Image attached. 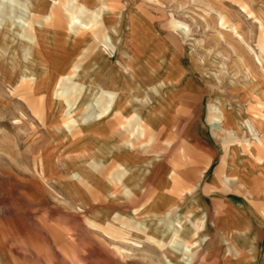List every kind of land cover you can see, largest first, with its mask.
Returning a JSON list of instances; mask_svg holds the SVG:
<instances>
[{"label": "rangeland", "instance_id": "rangeland-1", "mask_svg": "<svg viewBox=\"0 0 264 264\" xmlns=\"http://www.w3.org/2000/svg\"><path fill=\"white\" fill-rule=\"evenodd\" d=\"M24 1L26 4L31 3V0H18L17 5L16 3L12 5L11 0H0L1 26L7 20V15L16 21L20 17H25L22 11ZM70 1L41 0L42 8L35 9L28 22H22L26 35H33L36 31L39 41L50 40L52 37L50 32L54 34L57 31H64L68 25L73 26L70 18L75 16L74 13L78 14L79 7L82 6L83 18L87 20L91 18V20L86 28L75 20L74 24L79 28H77L79 35L80 32L89 34L109 23L115 24L123 14L125 23L121 25L119 34L114 36H125L128 30L127 19L132 16L140 36L136 44L139 50L137 57L141 59L139 63L146 62L144 69L147 70L140 73L142 77L138 76V78L144 81L148 78L147 74L151 75L149 67L150 59H153L154 64L152 61L151 63L155 68L156 78L169 82L153 102L149 101L150 124L156 105L165 100L168 92H172L176 84L181 82L170 97V100L175 99V102L174 99L172 101L173 119L165 126L167 130L161 135L172 143L170 147L163 145L162 148L175 151L173 157L176 158L177 163L174 172L184 171L190 166L193 173H197L196 177L204 173L203 170L200 171L206 161L203 160L205 156L202 155V145V151L197 150L199 153L195 154L192 147L199 145H193L192 140H183L185 134L181 125H184L191 116L198 121L199 126L203 124L214 147L219 141L222 142L225 156L222 164H225V168L227 162L238 166L239 171L247 167L250 177H246L245 181L249 182L251 186L249 190L255 195L251 200L259 201L258 211L263 210V164L254 161L252 157L249 158L246 153L249 149L248 144L253 139L240 131L231 134L218 133V136H215L212 133L208 113L209 108L214 106L225 108L230 116L232 113H239L240 118L250 121L259 132L264 134V49L262 50L264 0H72L73 4L70 5L72 8H68ZM243 6L245 9L242 8ZM49 11L55 17L49 18ZM95 13L99 15L97 20H101L94 21ZM51 19L54 21L51 22ZM47 21L52 26L47 27L48 32H44L43 26ZM62 27L65 29L63 30ZM13 29L16 31L18 26H14ZM102 40L103 38H100L94 48L100 47ZM89 44L90 42L80 44L79 49L74 50L69 58L68 54L56 51L57 47L43 50L44 59L36 60L34 57L33 62L31 61V70L38 75L37 83H43L42 87L46 84L47 75L41 73L42 62L53 67L50 71L52 79L49 84L53 89L56 82H61L60 78L63 77L61 73L71 77L76 71L87 70L92 64L90 59L95 53V49L91 51ZM106 44L103 50L108 57L118 66L123 67L125 64L123 60L122 64L119 62L120 58L115 61L118 56L120 57L121 43L114 48ZM249 47L257 53L260 62H257ZM123 49L126 47L123 46ZM239 56L244 57L255 81H251L252 78L246 76ZM9 65V59L0 58V264H169V260L173 257L166 255L165 249L167 242L173 239V236L169 232L165 237H161L159 232L155 231L153 223L156 221L152 223L151 217L154 214L163 215L166 210L171 211L172 220L187 211L185 217L189 223L186 231L188 234L179 238L185 244H193L191 241L194 238L189 235V231H197L198 235L206 234L208 237L206 242L195 247L190 253L181 251L180 246L174 244V249L179 250L182 256L186 255L191 259V264H264V223H262L263 233L257 228L251 230L249 235V227L246 225L243 228L241 225V218H246V213L249 212V203L245 200L244 206L241 209H234L230 217L227 214L234 207H225L224 213L223 206L218 202L222 197H228L232 204H241L244 198L238 195L239 191L235 189H225L223 186L217 188L207 186L202 189L201 194L208 201V206L210 204V212L213 214H210L206 205L199 207L195 205L198 200L197 193L193 195L195 188L194 191L187 192L185 203L177 204L178 206L172 209L171 204L170 206L150 205L134 212L129 210L144 203L145 197L133 200L124 206L105 201L106 205L98 203L91 205L84 202L70 188L67 183L68 176L77 167H81L84 160L99 157L100 135L97 134L98 131L90 132L85 127L83 134L71 139L55 133L52 129L70 118L65 105L67 102L73 104L78 92L75 93L74 89L70 88L72 91L68 95L57 97L56 100V94H52L51 91L48 94L47 90L34 92L32 82H24L21 77L8 82L6 76L9 74ZM58 74L60 75L57 76ZM59 85L75 86L68 81H63ZM148 92L149 89L146 88L136 92L140 102ZM115 95V100L121 102V106L124 107L122 111H133L131 110L133 107L134 117L137 116V108L145 105L139 101H135L137 104L132 102L127 105V91H119ZM181 97L186 103L191 101L187 104L189 107L186 108L184 120H178V117H181L178 114H182L178 106ZM101 102L103 98L93 97L88 100V103L94 104L95 110H99ZM45 106L50 107L52 111L48 118L45 117ZM82 109L83 107L80 106L76 113L81 115ZM59 115L62 118L58 117ZM128 122L130 123V120ZM137 144L139 145V142ZM182 148L188 150L192 158L191 162H187L182 157ZM204 150L209 152L208 149ZM220 152L218 146L219 157L222 155ZM230 153H233V156L228 157ZM198 157L201 159L199 160ZM217 160L219 166L220 159L217 157ZM170 167L166 165L159 170L161 174L165 173L164 175L167 172L168 180ZM256 172L257 175L254 176L253 173ZM213 173L214 165L206 170L202 184ZM216 173L217 170L211 183L226 186L222 175L221 184ZM168 180L169 186L165 190L173 187V182ZM198 184L199 180L195 187ZM154 191L160 193L163 190H156L154 185L149 186V194H153ZM214 196H218L217 199ZM221 208L223 212L220 211ZM127 209L129 212L128 215H124L126 222L122 226L127 232L122 240H114L91 222L92 218L108 220L113 216V212L121 213ZM215 211L220 213L216 216ZM159 219L166 221L163 218ZM114 223L119 224L115 221ZM34 225L37 230H34ZM47 225L52 226L54 230L52 235L47 231ZM242 231L245 232L246 237L240 235ZM34 232L38 234L36 236L40 237V241L31 238V234L35 235ZM146 235H149L148 237L151 235L150 239Z\"/></svg>", "mask_w": 264, "mask_h": 264}, {"label": "crops", "instance_id": "crops-1", "mask_svg": "<svg viewBox=\"0 0 264 264\" xmlns=\"http://www.w3.org/2000/svg\"><path fill=\"white\" fill-rule=\"evenodd\" d=\"M54 16H55L54 14L53 16L51 15L50 11L48 12L49 18H52ZM51 20H52L51 22L54 21L53 19ZM50 24L51 23L49 21L45 22V26H43L44 32H48L47 27L52 26ZM53 27L57 28L59 26L53 25ZM62 28L63 30L65 29L64 27ZM71 28H73V31H74L72 32L71 38L77 39L79 46H81L80 44H85L86 42L87 43L90 42L89 45H90L91 51L96 49V47L94 48L96 42L100 38H103L104 40V37L106 35V26L98 28V30L90 32L89 34L85 33L84 35L80 31L79 32L81 34L79 35L78 30H77L78 27L76 24L71 26ZM67 29L70 30L69 25L64 30L65 32L57 31V32H54V34L50 32L49 34L52 35L50 40L53 41L50 45L56 43L54 41L55 39L60 41V43H65L66 42L65 39H70V35L69 37L65 35L66 32L68 31ZM43 30L41 32H43ZM95 34H97L99 38H96ZM138 34H139L138 27H136L134 30V33L128 34L127 37L128 38L134 37L135 39H138L140 37L138 36ZM44 41L46 42V40ZM57 46L58 45H55L53 46V48ZM74 50H78V49H74ZM74 50H71L68 52V58L70 55H72V53H74ZM56 51H60L63 54L65 53L62 51V49L61 50L57 49ZM105 56H106L105 59H103V58L98 57L94 53L90 60L92 61L91 66L94 65V62L97 60H99L101 63L99 67L101 70L99 71L98 80L101 83V85H99V89H100L99 96L103 98V102H101L99 109L102 108V104H103L107 110L110 108L111 109L113 108V110L110 111L109 113L107 112L103 113L102 117L100 118L98 122L90 121L88 122L89 125L87 123L86 125L88 126H85L87 131H90V132L98 131L97 134L100 135L99 136L100 137L99 157H97V159L84 160L85 161L84 163L81 162L83 163L81 167H77L76 170H74V172L77 173L80 179H82L81 184H78V182H73V181L68 180L67 183L70 185V188L74 190V193L78 194L84 202L86 203L88 202L91 205H97V203L99 205L101 204L106 205L104 203L105 201L106 203H109V204L114 203V204H121L124 206L126 205V203H129V202L131 203V201L133 200L135 201L138 198L145 197L144 203H140V205L129 209L134 212L135 210L139 211V210L144 209V207H147L150 205H163V206L169 205L170 206L171 204L177 205L183 202L185 203V201H187V192L195 188L194 189L195 192H193V195L196 193L198 195V200L196 201L195 205L198 207L206 205V207L208 208L210 212V208H209L210 204L208 206V203H207L208 201H206L205 198L203 197V194H201L202 189L206 188L207 186H214L215 188L223 186L225 187V189L229 188L231 190L235 189L239 191L237 192L238 195L240 194L244 198V200L240 202L241 204H235V205L232 204L231 201H229L228 197H222L221 199L218 198L220 200L218 202H220L221 205L223 206L222 208L224 209V213H225V207H234L227 214L228 216L231 217L232 211L234 209H241V207L244 206L245 200H246L249 203V212L246 213V216H247L246 218L245 217L241 218L242 227L244 228V226L246 225L249 227V231H250L249 235H251V230L253 229L255 230L257 228L261 231V233H263L264 230L262 231V223H264V208L263 210L258 211L257 204L259 201L256 202L255 200H251L255 197V195L251 190H249L251 187L249 182L245 181L246 177H250V174L247 171L248 170L247 167L245 170H242V171H239V168L235 170L237 173V182L227 184L223 180L226 186L222 184L221 175H222V178L225 175L228 176V172L225 168V164L224 165L222 164L223 163L222 161L225 159V156L222 150L224 146L222 142L218 140L219 142L214 147L212 140H210L207 132L204 130L205 128L203 124H200L199 126L198 121H195L194 118L191 116L185 121L184 125H181L182 126L181 129L183 128V132L185 134V137L183 140L185 139L187 141L192 140L193 145H199V147H192L193 150L195 151V154L202 151L201 150V145H202V148H203L202 155L203 157L205 156L204 158H206V159L203 158V160L204 161L206 160V161H205V166L202 169H200V171L203 170L204 173L203 174L200 173L196 177L197 173L196 172L193 173V170L189 168L190 166L188 167V169L184 171L181 170L178 173L174 172V167L177 163V161L175 160L176 158L173 157L174 156L173 153L175 151L174 149L171 150L170 148L167 150L162 148L163 145L164 147L165 146L170 147L172 143L170 141H166L167 138L161 137V135L165 130H167L165 126L171 123V120L173 119V116L171 115H173L172 107H174V103L172 101L174 98L170 100V97L172 96L173 90L181 85L180 84L181 82L176 84V86L172 89V92L171 91L168 92L167 98L165 100L161 101L160 103L156 105L155 111L153 113L152 123L150 124V110H149L150 102H147V103L143 102L145 105L142 106V108L140 107L137 108V111H136L137 116L135 117H134L135 114L133 112L134 111L133 107H131L132 108L131 110L133 111H129V112L122 111L124 107L121 106L122 104L121 102L115 100L116 99L115 94L116 92L124 91L123 90L124 85L122 83V77H121V74L123 72L122 71L123 67L122 65L118 66L117 63H114V60H111V58L108 57L107 53ZM118 58L120 57L118 56L115 59V61ZM119 62L120 64H122L121 59L119 60ZM90 67L88 66V69H90ZM147 75H148V78L144 80L146 83L150 84L151 80L155 81V78H156L155 75H149V74ZM88 81L90 80L88 79ZM141 82H143V80H141ZM142 88H147V86L142 87ZM127 92L129 94L130 90H127ZM132 92L133 91H131V93ZM107 93L113 94L114 101L112 103L108 101V96H106ZM132 102L135 103V101H132L129 99L126 100L127 105L131 104ZM174 102H175V99H174ZM190 102L191 101H188V103ZM188 103H186L185 99H182V97H181V100L179 99L178 106L181 109L182 114H178L181 116V117H178L179 118L178 120L186 119L185 113H186V108L189 107L187 105ZM26 109L28 110V107H26ZM31 115L34 118H36L33 114ZM132 117H134V119ZM206 118H207V110H206ZM129 120H130V123L128 122ZM177 122L179 121H176V123ZM206 122H207V119H206ZM85 127L83 128V131H82L83 133L85 132ZM157 129L159 130L157 131ZM125 141L132 142L133 144L132 149L122 146V142H125ZM138 142H139V145L137 144ZM218 146L220 147V150H221L220 152L222 154L221 157L217 156ZM204 149H208L209 154ZM197 150H199V152ZM187 151L188 150H185L184 148L181 149L182 157H184V159L187 162H189L192 158L189 156ZM170 157L172 158L169 159ZM217 157L220 159L219 166H218L219 162L217 160ZM201 158H199V160ZM197 162L195 163L197 164ZM166 165L171 166L169 174H168V177L170 178L169 180L166 177L167 172H166V175H164L165 173L161 174V172L159 171L163 167L165 168ZM212 165H214V173L217 170V173H216L217 178L222 185H219V184L214 185L213 183H211V181H213L212 177L215 176L214 173L211 177L207 178L204 184H202V180L205 177L206 170ZM73 166H75V164H73ZM249 168L251 167L249 166ZM259 168L260 167L258 166L257 169ZM263 171H264V168H263ZM253 175L256 176L257 172L253 173ZM167 180L168 182H171V181L173 182L172 184L173 187H171L168 190H165L169 186L167 183ZM198 180H199V184L197 185V187H195V184ZM83 181L86 183L83 184ZM153 185L156 190H163V191L160 193H157L154 191L153 194H149V186H153ZM262 190L264 191V187ZM112 195H116V196L114 197ZM214 197L215 199H217L218 196H214ZM188 198L190 199L191 196ZM248 199L250 200V202ZM100 201L101 203H99ZM258 206H260V204H258ZM222 208L220 209L221 212H223ZM127 210H124V212L122 211L121 213L113 212L112 213L113 216H110L111 218H109L108 220H99V219L92 218L91 222H93V224L97 226L98 228H101L103 233H106L114 240H117V239L122 240L125 238V234L127 232L125 229L122 228V226H124V223L126 222L124 220V215H128L127 212H129V210L128 211ZM220 211L214 212L216 216L218 215V213H220ZM210 214H213V213L210 212ZM108 221H110V223H107ZM114 221L116 223L118 222L119 224L118 225L115 224ZM244 234L245 232L243 231L240 233V235L242 236H245ZM146 236L148 237L149 235H146ZM150 237L148 238L150 239Z\"/></svg>", "mask_w": 264, "mask_h": 264}, {"label": "bare ground", "instance_id": "bare-ground-1", "mask_svg": "<svg viewBox=\"0 0 264 264\" xmlns=\"http://www.w3.org/2000/svg\"><path fill=\"white\" fill-rule=\"evenodd\" d=\"M34 2H36V4ZM11 3H12V5L14 3H16V5H17L18 0H11ZM40 4H41V0H31V3H27V4L24 1L22 11L25 14V17L24 18L20 17L18 21H16L15 19H12L10 16L7 15V17H6L7 20L3 23L5 26L0 25V58L9 59V64H10L9 68H8L9 74H8V76H6V79L8 82H13L15 80V78L21 77L22 79H24L23 80L24 82L25 81L32 82L33 87H34V92H40V91L47 90V94H48L51 91L52 94L55 93L57 95V96L55 95V99L57 97L60 98L61 96L68 95L69 92L72 91L70 88L74 89L75 93L78 92V96L76 97L74 103L72 104L71 102H67V105H65L67 107V111H68V114L70 115V118H68L66 121H62L59 125L52 127V129L55 133H58L59 135H65L68 138L74 139L78 134L81 135L83 133L82 129L85 126H87L86 124L88 122H90V121H92V122L97 121L98 122L100 120V118L102 117L103 113H106V112L109 113L110 111L113 110V108L112 109L110 108L107 110L106 107H104V105L102 104L101 109L95 110L94 104L91 105L90 103H88L89 98H93V97L101 98L99 96V90H100L99 85H101V83L98 80L99 71L101 70L99 68L100 64H101L99 60L94 62V65H92L90 67V69H88L89 71L88 70H85V71L83 70L82 72L76 71L73 73V75L71 77L68 76V74L64 75L65 73H61L63 75V77L60 78L61 82H56L54 89L52 87H49V84H50L51 79H52V77L50 76V71H52L53 67L51 65H47V64H44L42 62L43 71L41 73L47 75L46 84H45V86L42 87L43 83H39V84L37 83L36 79H38V75L36 72H33L31 70V64H32L31 61L33 62L34 57L36 60L44 59L43 58V53H44L43 50H46V51L48 49L50 50V48H53V46H55V45H58L57 49H59V50L62 49V51L67 53V54L71 50L79 49L78 40L71 38L72 32H74L73 28H71V27H70V30L67 29L68 33L66 32V34H65L67 37H69V35H70V39H65L66 40L65 43H60V41H58L57 39L54 40L56 43L52 44V45H50L53 42L51 40H46V42L45 41L40 42L37 38V32L36 31H35V33H33V35L32 34L26 35V32L22 28L24 26L22 24V22L23 23L28 22L30 16L32 15V12L35 9H38L40 7L42 8L43 5H40ZM71 4H73L72 0L70 1L69 6ZM68 8H72V6H70ZM242 8L245 9L244 6ZM0 14H1V12H0ZM83 14H84V8L82 6V7H79L78 14L74 13L73 15H75V16H71V18H70V20H72L71 24L74 25L75 20H76V21H79L81 25L88 27L91 18H90V20H87L86 18H83L84 17ZM95 14H96V17H95L94 21H96L97 17L99 16L97 13H95ZM20 19H21V21H20ZM124 19H125V16H123V14H122L119 17L117 23H115V24L109 23L106 25L107 28H106V35L104 37V42H101L100 47L99 46L96 47L95 55H97L100 58L105 59L106 52L103 50L104 44L107 43L106 45H110L111 48H114L118 44L121 43L122 47H121V52H120V59H121V61L123 60V62L125 63L123 65V69H122L123 72L121 74L122 83L124 85L123 90L124 91L130 90V92L128 94L129 100L140 102L141 100H139V98H137L138 96L136 94V91H139L140 88L147 86L146 89H149L150 93L148 92L147 94H145L142 102H140V103H143V102L147 103L149 101L153 102V99L157 98V96L160 95L161 90L167 87L168 82H165L163 79L155 78V81H152L150 79L152 81V82L150 81V83H152V84H148L145 81H143L144 82V84H143V82H141V79L138 78V76H140V78L142 77V75L140 73H143V71H147V70L144 69V67H146V64H145L146 62L141 61L139 63V61L141 59L139 60V58L137 57L139 50H138L136 44L138 43V40L140 37L138 39H135L134 37H132V38L127 37L128 34H130V33L133 34L135 28L137 27L136 22L134 21L132 16L129 17V19H127L128 20V24H127L128 30H126L125 36H123V35H120L118 37L114 36V34H117V33L119 34L121 25H123L125 23ZM99 20H101V19H99ZM99 20H97V21H99ZM8 25H9V29L7 30ZM28 25H30V24L28 23ZM14 26H18V29L16 31H13ZM3 27H5V30H3ZM31 28L33 29L32 26H31ZM63 32H65V31H63ZM95 35H96V38H99L97 34H95ZM123 46H125L126 49H123ZM42 48H44V49H42ZM263 49L264 48H262V50ZM249 50L253 53L257 62H260V58L257 56V53L253 49H251L250 47H249ZM135 51L137 53H135ZM61 54H63V53H61ZM18 59H20V60H18ZM51 59L53 60V58H51ZM239 59H240L242 65L244 67L246 76L248 75V78L249 77L252 78L251 81H255V78L251 75V73H250L251 71L249 70V68L246 65L244 57L239 56ZM151 61L154 64V60L150 59V67H149L151 70L150 73H151V75H154L156 71L154 70L155 68L152 66ZM138 65H140L141 67L139 68ZM259 66H261V65H259ZM261 69H263V68L261 67ZM59 75L60 74H58L57 76H59ZM88 79L90 81H88ZM63 81H68L69 83H73V84H75V86L59 85ZM147 82H148V80H147ZM10 84H12V83H10ZM56 88H57V90H55ZM131 91H133V92L131 93ZM106 96H108V101H110L111 103L114 101L113 94L107 93ZM56 100H58V99H56ZM218 102L220 105L221 102H220L219 98H218ZM96 104H97V102H96ZM221 105L226 106V104H221ZM80 106L83 107V109H82L83 111H82L81 115L76 113L77 109ZM85 107H86V109H84ZM50 109H51L50 107L46 108V106H45L44 111H45V117L46 118H48V116L52 112V111H50ZM208 116L210 118L209 120H210V124L212 126V133L215 136H218V133L231 134V132L238 133L239 131L242 132L245 136H247V135L251 136L253 141L248 144L249 149L247 150L246 153L248 154V156L252 157V159L254 161H256L258 163L262 162L260 164H263V168H264V158H263L264 157V146H263L264 134L259 132L254 124H252L250 121L246 120L245 118H242V117L240 118L239 113L238 114L232 113L230 116L229 113L226 111V109L221 108L220 106L210 107ZM58 117H61V116L59 115ZM243 134H242V136H244ZM221 139L225 140L224 137L223 138L221 137ZM122 146L132 149L133 144L130 141H125V142H122ZM262 155H263V157H262ZM227 156L228 157L233 156V153L232 154L230 153ZM79 160H80V158H79ZM227 164L228 165L226 166V170L228 172V176L225 175L223 177L224 182L227 184L237 182V173L235 170H237L239 167L236 166L235 164H233L232 162H227ZM251 166H253V165H251ZM68 179L70 181H73V182H78V184H81V182H82V179H80V177L75 172L71 173L68 176ZM85 183L86 182L83 181V184H85ZM177 206L178 205L174 206L172 204L170 207L172 209L173 207H177ZM185 213H187V211ZM185 213L179 214L173 220L170 219V216H171L170 210H166L163 215L154 214L151 216L153 219H155V218L157 219V220L152 219V223H153V221H156L153 223L155 226L154 229L156 232H159V235L161 237H165L167 235V233H169V232H170L171 236H173V239H170L167 242L168 245H167V248L165 249L166 250L165 254L168 255L169 257H171V256L173 257L172 260H169V262H168L169 264H191L190 263L191 259L189 257H187L186 255L182 256V254H180L181 252L179 250L174 249V246H175L174 244L179 245L181 251L186 252V253H190V252H192V250L195 247L200 246L202 243H204L208 240V237L206 234L200 236V235H198L197 231H189L190 232L189 235H192L194 238L193 241H191V242H193V244L190 243L189 245H187L179 239L183 235L188 234V232H186V231H187V226L189 225V223L186 220L187 217H185ZM159 218L166 219V221L159 219ZM34 226H35L34 230H37L36 225H34ZM47 231L51 235L54 233L52 226H49V225H47ZM34 234H35L34 236H33V234H31V238L35 239L37 242L40 241V239H39L40 237L38 238V236H36L38 234H36L35 232H34ZM169 243H172V244L170 245Z\"/></svg>", "mask_w": 264, "mask_h": 264}]
</instances>
